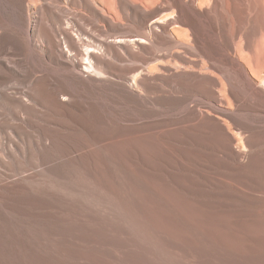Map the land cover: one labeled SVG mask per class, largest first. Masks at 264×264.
Here are the masks:
<instances>
[{
  "label": "bare ground",
  "instance_id": "bare-ground-1",
  "mask_svg": "<svg viewBox=\"0 0 264 264\" xmlns=\"http://www.w3.org/2000/svg\"><path fill=\"white\" fill-rule=\"evenodd\" d=\"M69 10L78 12L88 29L65 17ZM255 17L264 20L257 0H0V82L16 84L0 83V133L8 128L17 139L6 134L11 146L0 143V167L9 172H0V264L20 242L35 250L27 242L32 211L20 200L31 191L26 182L56 164L29 158L90 151L93 143L57 152L80 130L93 141L99 138V125L108 126L100 118L101 102L132 103L133 116H118L122 129L173 120L182 154L197 137L202 157L225 159L236 184L247 189V169L257 164L264 170V27H249ZM74 28L75 37L69 32ZM126 61L131 64L119 65ZM188 89L200 99H187ZM13 119L19 124H10ZM209 135L216 142L212 153L204 143ZM26 165L46 168L8 181Z\"/></svg>",
  "mask_w": 264,
  "mask_h": 264
},
{
  "label": "rangeland",
  "instance_id": "rangeland-1",
  "mask_svg": "<svg viewBox=\"0 0 264 264\" xmlns=\"http://www.w3.org/2000/svg\"><path fill=\"white\" fill-rule=\"evenodd\" d=\"M257 1L264 8V0ZM139 10L147 13L151 9ZM64 16L75 18L78 26L88 29L78 12L69 10ZM67 18L63 19V27ZM113 24L125 27L115 20ZM248 25L261 28L264 20L255 17ZM75 31L76 28L69 32L75 37ZM91 33L105 39L98 32ZM59 41L60 49L65 50L61 37ZM126 62L119 65L131 64ZM0 83L9 88L16 85L14 80ZM7 92L19 97L14 89ZM186 96L200 99L194 89H188ZM122 102L108 107L100 103L101 121L107 120L108 126L100 123L99 138L93 141L86 131L80 130L78 137L67 140L57 152L68 153V147L73 144L84 148L93 143L90 151L29 158L36 164L41 157L51 159L50 164H56V168L28 180L26 184L31 186V191L20 200L32 211L27 217L34 221L27 232V242L35 250L27 251L20 242L15 252L3 255L2 264H257L262 261L263 168L251 165L247 169L250 178L243 179L247 189L242 188L236 184L237 177L225 159L202 157L204 153L199 150L202 141L197 137L182 154L181 134L173 120L122 129L119 114L135 113L132 103ZM166 105L170 110L173 108L171 102ZM10 124L19 121L13 119ZM6 134L17 140L6 128L0 133V143L11 146ZM212 137L209 135L204 142L211 147V153L216 151ZM241 140L240 137V146H245ZM52 151L57 153L55 148ZM25 167L26 171L13 172L15 176L8 181L46 165L34 170ZM0 172L9 174L1 167ZM58 210L62 213L60 218ZM44 247L49 249L46 253L39 251Z\"/></svg>",
  "mask_w": 264,
  "mask_h": 264
}]
</instances>
